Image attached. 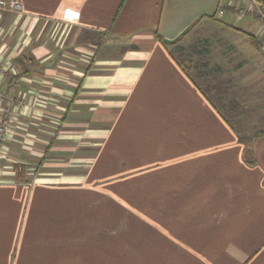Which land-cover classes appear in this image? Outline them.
Here are the masks:
<instances>
[{
  "label": "crops",
  "instance_id": "1",
  "mask_svg": "<svg viewBox=\"0 0 264 264\" xmlns=\"http://www.w3.org/2000/svg\"><path fill=\"white\" fill-rule=\"evenodd\" d=\"M18 1L0 11V94L23 103L0 180V264H74L104 249L95 239L119 209L155 229L181 221V257L159 260L264 264V136L240 142L248 130L157 38L201 23L255 38L226 87L236 112L230 93L254 72L264 84L262 23L236 11L253 0Z\"/></svg>",
  "mask_w": 264,
  "mask_h": 264
},
{
  "label": "rangeland",
  "instance_id": "2",
  "mask_svg": "<svg viewBox=\"0 0 264 264\" xmlns=\"http://www.w3.org/2000/svg\"><path fill=\"white\" fill-rule=\"evenodd\" d=\"M248 40L250 41V38L235 35L231 31L221 29L220 26L201 23L179 42L169 46L173 57L186 63L187 73L201 88L213 90L212 93L216 92V95H220L221 99L218 104L234 128L243 132L248 130L247 134H240L239 138L264 132V84H259L255 72L252 75H255L253 85L249 87V90L244 85H240L230 93L233 94L232 102L240 105L239 110L230 112L229 103L224 97L225 93H228L229 102V90H226V87L231 75L236 73L235 70H232L234 66L243 61V56H247V54L243 55L242 51H245L244 45ZM206 63L212 64V67L210 66V69L205 67ZM215 66H219L223 70L221 76L216 74L213 68ZM238 75L241 77V74ZM223 105L227 109L223 108ZM255 127L258 129L255 130ZM167 215L174 218L173 214H164V216ZM111 218H107L106 226L113 225L114 228H107L104 237L99 236L95 239L96 243L104 249L97 251V248L94 247L96 251L92 250L80 259L75 257L74 264H181V261L159 260L168 257H181L179 255L181 253V221L179 224L177 220L175 222L163 220L155 223L163 229L161 230L155 229L151 223H146L141 218L132 217L120 209L115 217L117 219L113 221V217ZM133 226L136 229L133 230ZM115 227H121V229ZM164 230L173 238L169 239L170 242L175 245L178 242V245L166 244L167 240L163 238Z\"/></svg>",
  "mask_w": 264,
  "mask_h": 264
},
{
  "label": "built area",
  "instance_id": "3",
  "mask_svg": "<svg viewBox=\"0 0 264 264\" xmlns=\"http://www.w3.org/2000/svg\"><path fill=\"white\" fill-rule=\"evenodd\" d=\"M252 5L248 8H238L237 14L240 17L245 16L248 13H253L254 15H256L261 23H262V30L264 32V6L257 4V2L255 0L252 1ZM19 10H22V5L18 0H0V11H11V12H17ZM221 13H223V11H220ZM1 69V68H0ZM1 74H0V78H1ZM6 98L4 95L0 94V103L2 101H4ZM6 100H8V105L6 106V108H4L2 110V116L0 118V180L2 177V174L5 173V171H7L4 162L5 160L8 158L9 155V149L7 148V142L9 139V135L12 131V128L14 126V122L16 120V116H15V107H13L11 109L12 106H22L23 103H16L13 98L9 97ZM19 167H14V165H12L10 167V169L12 170H16ZM19 170H21L19 168ZM16 172V171H15Z\"/></svg>",
  "mask_w": 264,
  "mask_h": 264
},
{
  "label": "trees",
  "instance_id": "4",
  "mask_svg": "<svg viewBox=\"0 0 264 264\" xmlns=\"http://www.w3.org/2000/svg\"><path fill=\"white\" fill-rule=\"evenodd\" d=\"M209 18H212V19H215V15H212V16H209ZM237 31H240L239 29H236ZM157 38L159 39L160 42H162L165 46L167 44L164 43V39L162 37H160L159 35H157ZM183 38V37H182ZM181 38V39H182ZM250 38V41L251 43L257 47L258 46V43L256 42L255 38H253L252 36H249ZM180 39V40H181ZM179 40V41H180ZM178 41V42H179ZM176 60V59H175ZM176 62L178 63V65L187 73L188 72V68L186 66V63L184 61H178L176 60ZM188 74V73H187ZM264 136V132H260V133H257L255 135H252V136H247V137H240L239 140L240 142L244 143V144H248V143H252L254 141H256L257 139H259L260 137H263ZM247 162L250 164V165H255L256 162H255V159L253 158V156H251ZM16 173H17V176L19 179H23L24 177V170H19V168H17L16 170Z\"/></svg>",
  "mask_w": 264,
  "mask_h": 264
},
{
  "label": "water",
  "instance_id": "5",
  "mask_svg": "<svg viewBox=\"0 0 264 264\" xmlns=\"http://www.w3.org/2000/svg\"><path fill=\"white\" fill-rule=\"evenodd\" d=\"M195 24L190 25L189 27H187L178 37H176L175 39H164V43L165 44H174L177 43L182 37H184L185 35L188 34V32L191 30V28L194 26Z\"/></svg>",
  "mask_w": 264,
  "mask_h": 264
}]
</instances>
